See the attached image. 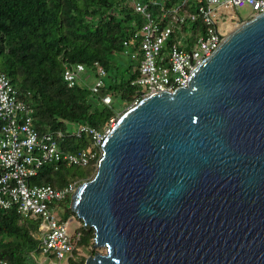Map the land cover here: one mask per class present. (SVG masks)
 Listing matches in <instances>:
<instances>
[{
  "label": "water",
  "instance_id": "95a60500",
  "mask_svg": "<svg viewBox=\"0 0 264 264\" xmlns=\"http://www.w3.org/2000/svg\"><path fill=\"white\" fill-rule=\"evenodd\" d=\"M186 82L125 109L71 194L84 264H264V12Z\"/></svg>",
  "mask_w": 264,
  "mask_h": 264
},
{
  "label": "trees",
  "instance_id": "16d2710c",
  "mask_svg": "<svg viewBox=\"0 0 264 264\" xmlns=\"http://www.w3.org/2000/svg\"><path fill=\"white\" fill-rule=\"evenodd\" d=\"M141 1L154 15L182 2ZM202 2L186 0L184 7L195 11ZM143 21L134 11L132 0H0V69L10 78L19 97L32 107L34 126L39 132H66L70 124H87L103 131L117 110L125 109L140 95V88L131 84L137 76L136 68L124 65L114 55L123 52L122 40L129 38ZM197 29H204L200 19L184 26L186 31ZM95 62L106 70L100 94H111L110 105L97 101L86 86L90 79L94 80ZM76 63L88 67L91 76L69 87L63 72ZM117 97L119 102L114 105ZM59 143L64 150L74 151L87 146L90 138L66 134ZM70 167L60 163L54 169L53 164H45L31 179L34 184L60 188L70 181L80 184L90 180L96 171L92 162L86 166L87 174L76 179L68 175ZM60 205L63 211L59 219L75 215L70 198ZM80 222L75 228L80 238L68 264H84L86 255L77 252L80 249L95 252L90 249L94 232L84 229ZM40 233L39 220L22 216L15 207L0 208V258L6 264H38L35 253L41 252Z\"/></svg>",
  "mask_w": 264,
  "mask_h": 264
},
{
  "label": "built area",
  "instance_id": "2783aa9c",
  "mask_svg": "<svg viewBox=\"0 0 264 264\" xmlns=\"http://www.w3.org/2000/svg\"><path fill=\"white\" fill-rule=\"evenodd\" d=\"M185 1L154 15L147 3L132 0L134 11L144 21L129 38L122 40V53L136 61L137 76L131 84L141 90L130 106L149 93L186 87L192 69L235 28H230L232 24L243 21L235 13L239 7L249 6L251 16L264 12V0H203L195 11L186 9ZM197 19L201 20L204 29L184 30L188 21ZM94 68V80L86 86L97 101L110 105L111 94H100L106 70L98 62L94 63ZM88 70L84 64L76 63L65 67L63 79L69 87H74L91 76ZM32 113V107L19 97L10 78L0 69V208L15 207L22 216L39 220L41 253L48 255L50 260L52 256L56 257L57 264H68L80 231L70 232V221L59 219L57 210L63 200L71 197L78 184L70 181L55 188L49 184H31L30 178L45 164H53L57 169L60 163L87 166L93 162L97 167L102 143L116 117L110 118L103 131L87 124H71L66 132H39ZM66 134L88 136L90 143L74 151L64 150L59 141ZM0 264H6V261L0 258Z\"/></svg>",
  "mask_w": 264,
  "mask_h": 264
},
{
  "label": "rangeland",
  "instance_id": "374dc122",
  "mask_svg": "<svg viewBox=\"0 0 264 264\" xmlns=\"http://www.w3.org/2000/svg\"><path fill=\"white\" fill-rule=\"evenodd\" d=\"M235 13L241 17V19L243 20H246L247 18H250L251 15H252V10L249 6H243V7H239L237 10H235ZM242 22L241 21H238L237 23L235 24H232V26H230V28H234L236 26H238L240 23ZM229 31V30H228ZM231 31V30H230ZM115 59H118L119 62H122L124 65H135L136 61L134 60H131L128 56L124 55L122 52L121 54H116L114 55ZM135 68V67H134ZM93 80L90 79L88 81V83H92ZM114 97V96H113ZM119 102L118 100V97L114 99V105H117V103ZM131 105V104H130ZM129 105V106H130ZM129 106L125 107L128 108ZM125 109H119L117 110L116 112V119L118 118V116L125 110ZM71 126V124L69 125ZM88 172V168L86 166H71L70 169L68 170V175L71 176L73 175L74 178L78 179V178H82L84 177ZM30 183L31 184H34L35 182H33V179L30 178ZM62 211H63V208L62 206L59 204V208L57 210V215H61L62 214ZM68 220L70 221L69 222V231L72 232L78 225L81 224L80 220L75 216V215H72L68 218ZM40 229V228H39ZM41 232V230H40ZM91 249V247H90ZM92 250V249H91ZM95 251H98V252H101V253H104V249H101V248H98V249H94ZM77 252H79L80 254H83V255H86V257L88 255H91L89 254L87 251L85 250H78ZM35 257L37 259L38 262H42L44 264H57L58 263V259L54 256H52V259L50 260V257L48 255H45L43 253H35Z\"/></svg>",
  "mask_w": 264,
  "mask_h": 264
}]
</instances>
